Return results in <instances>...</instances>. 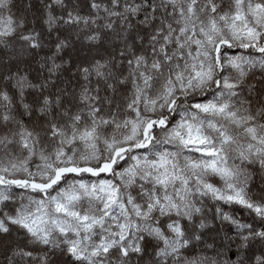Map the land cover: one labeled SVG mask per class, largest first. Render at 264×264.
I'll use <instances>...</instances> for the list:
<instances>
[{"label": "snow or ice", "instance_id": "obj_1", "mask_svg": "<svg viewBox=\"0 0 264 264\" xmlns=\"http://www.w3.org/2000/svg\"><path fill=\"white\" fill-rule=\"evenodd\" d=\"M0 264H264V0H0Z\"/></svg>", "mask_w": 264, "mask_h": 264}]
</instances>
